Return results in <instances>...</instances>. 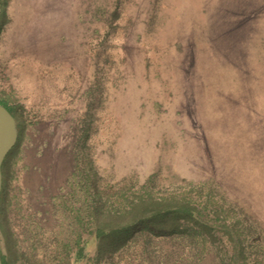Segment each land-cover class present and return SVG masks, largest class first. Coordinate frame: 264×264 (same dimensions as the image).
I'll use <instances>...</instances> for the list:
<instances>
[{
  "label": "rangeland",
  "instance_id": "1",
  "mask_svg": "<svg viewBox=\"0 0 264 264\" xmlns=\"http://www.w3.org/2000/svg\"><path fill=\"white\" fill-rule=\"evenodd\" d=\"M4 1L0 98L21 120L1 188L10 264L66 250L68 264H225L221 244L179 237L97 260L86 231L75 259L87 170L134 189L210 181L264 234V0Z\"/></svg>",
  "mask_w": 264,
  "mask_h": 264
},
{
  "label": "trees",
  "instance_id": "2",
  "mask_svg": "<svg viewBox=\"0 0 264 264\" xmlns=\"http://www.w3.org/2000/svg\"><path fill=\"white\" fill-rule=\"evenodd\" d=\"M4 5L5 1L1 0L0 21ZM0 103L15 117L16 145L21 131L17 106L9 105L1 98ZM88 173L87 170L85 190L86 194H91L93 190L95 201L85 207L89 216L86 221L78 210L74 213L75 224L79 227L73 239L75 259L85 256L89 237L83 239L82 232L86 231L97 240V260L115 254L138 237L144 240L150 237H179L202 245V250L208 243L215 246L221 244L227 254L225 264H264V234L259 225L235 202L218 193L210 181L185 182L186 187L182 191L178 186L157 189L152 175L147 182L134 189L131 180L98 184ZM2 200L0 192V230ZM65 244V247H71V243ZM1 258L3 264H10L2 253ZM68 261L69 252L66 250L62 252L59 264H68Z\"/></svg>",
  "mask_w": 264,
  "mask_h": 264
},
{
  "label": "water",
  "instance_id": "3",
  "mask_svg": "<svg viewBox=\"0 0 264 264\" xmlns=\"http://www.w3.org/2000/svg\"><path fill=\"white\" fill-rule=\"evenodd\" d=\"M1 14V0H0ZM17 139L16 120L13 114L0 103V192L2 187V163ZM0 264L2 263L0 248Z\"/></svg>",
  "mask_w": 264,
  "mask_h": 264
}]
</instances>
